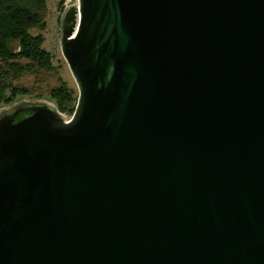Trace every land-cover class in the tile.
I'll list each match as a JSON object with an SVG mask.
<instances>
[{
  "label": "water",
  "instance_id": "water-1",
  "mask_svg": "<svg viewBox=\"0 0 264 264\" xmlns=\"http://www.w3.org/2000/svg\"><path fill=\"white\" fill-rule=\"evenodd\" d=\"M69 120L0 107V264H264V0H75Z\"/></svg>",
  "mask_w": 264,
  "mask_h": 264
},
{
  "label": "trees",
  "instance_id": "trees-1",
  "mask_svg": "<svg viewBox=\"0 0 264 264\" xmlns=\"http://www.w3.org/2000/svg\"><path fill=\"white\" fill-rule=\"evenodd\" d=\"M45 2L0 0V106L10 103L17 94H38L43 82L53 71L51 55L42 47L45 41L43 36L30 33L35 28L45 30ZM15 43L19 48L17 51H13ZM26 75L34 77L35 87L32 90L13 85ZM59 84L49 91V99L60 113L71 116L76 97L64 81L60 80Z\"/></svg>",
  "mask_w": 264,
  "mask_h": 264
},
{
  "label": "rangeland",
  "instance_id": "rangeland-1",
  "mask_svg": "<svg viewBox=\"0 0 264 264\" xmlns=\"http://www.w3.org/2000/svg\"><path fill=\"white\" fill-rule=\"evenodd\" d=\"M60 0H46L45 2V11L43 13V18L45 21V30L41 31L35 28V30L30 31L31 35L36 36L37 34H41L43 36V39L45 40L42 47L45 51L49 52L51 55V62L53 66V71L51 74H49L43 82L41 89L38 91V94H27V95H21L17 94L15 96V99L12 100L10 103H7L5 105H2L0 107H6L8 105H11L15 103L17 100L20 99H45L48 102H54L49 99V91L57 88L60 84V80L64 81L65 84H67L68 88L73 91V95L77 98L78 92L76 84L73 81L71 73H69L68 67L66 62H64L62 53L60 51V23L62 20L63 14L66 12L68 7L72 4H75V0H63L60 4ZM18 44L15 43L13 45V51H17ZM14 86H20L23 88H28L32 90L34 85V77L31 75H26L22 77L21 79L17 80L15 83H13ZM55 105V104H54ZM63 114V113H62ZM67 120H69L71 117L70 115L63 114Z\"/></svg>",
  "mask_w": 264,
  "mask_h": 264
}]
</instances>
